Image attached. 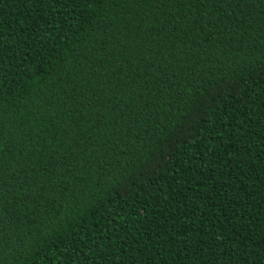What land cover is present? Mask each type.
<instances>
[{
	"label": "trees",
	"instance_id": "1",
	"mask_svg": "<svg viewBox=\"0 0 264 264\" xmlns=\"http://www.w3.org/2000/svg\"><path fill=\"white\" fill-rule=\"evenodd\" d=\"M0 264H264V0H0Z\"/></svg>",
	"mask_w": 264,
	"mask_h": 264
}]
</instances>
